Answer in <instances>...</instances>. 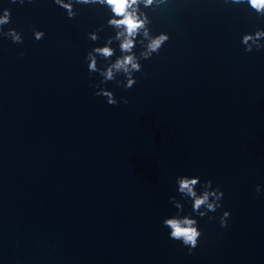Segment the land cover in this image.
<instances>
[{
  "label": "water",
  "instance_id": "1",
  "mask_svg": "<svg viewBox=\"0 0 264 264\" xmlns=\"http://www.w3.org/2000/svg\"><path fill=\"white\" fill-rule=\"evenodd\" d=\"M9 7L5 30L23 43L0 38V264H264V49L241 43L264 17L224 0L146 9L170 39L132 88L102 85L129 101L110 105L85 59L115 34L108 10L77 4L69 18L54 0H0ZM178 175L211 179L223 207L197 216ZM171 196L199 221L191 254L163 225Z\"/></svg>",
  "mask_w": 264,
  "mask_h": 264
},
{
  "label": "clouds",
  "instance_id": "2",
  "mask_svg": "<svg viewBox=\"0 0 264 264\" xmlns=\"http://www.w3.org/2000/svg\"><path fill=\"white\" fill-rule=\"evenodd\" d=\"M10 3H19L23 5L26 0H9ZM32 3L33 0H27ZM54 3L66 10L69 18H74L78 14L77 4L80 5H98L100 8L110 12L107 19V26L112 28L114 35L105 38L103 46L93 47L86 56L89 61L88 69L90 73H98L101 77L96 84L97 91L95 95L107 98V103L117 105L123 99V103L128 104L127 98H117L115 93L104 87L108 81H116L118 86L125 89L132 88L137 83L136 72L143 73L142 60L150 59L154 54H158L164 44L169 41L168 32L153 34L151 29L152 18L146 9L153 11L167 6L169 0H54ZM225 4L242 5L246 4L258 16L264 17V0H224ZM12 9L3 8L0 12V38H10L14 43H23V35L15 27L5 30V25L11 23ZM104 25H100L95 31L88 33V38L95 42L101 39L100 32L104 30ZM45 36V31L41 29L34 30L36 40H41ZM119 42L121 55L115 60L112 57L116 55V48L112 45ZM241 43L245 51L264 49V27L258 28L254 32L243 34ZM137 45L142 50L137 55L135 49ZM103 59L105 63H99ZM122 74L124 80H117V75ZM178 192L191 200L192 212L199 217L207 216L209 212L215 213L217 209L223 207L224 192L219 186H213L211 179L201 181L198 175H178L176 176ZM201 190H198V186ZM261 185L256 186V192L260 193ZM170 202L177 209V213L168 216L163 220V225L170 229L169 238L180 241L188 248L189 254L199 246L202 230L199 227V221L192 213L182 215L184 212V203L175 196L169 197ZM230 210H225L219 217L221 227H227ZM209 220H215V216H209Z\"/></svg>",
  "mask_w": 264,
  "mask_h": 264
}]
</instances>
